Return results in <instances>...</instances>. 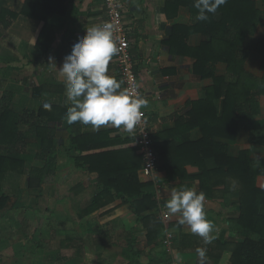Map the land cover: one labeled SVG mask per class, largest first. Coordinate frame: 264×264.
I'll use <instances>...</instances> for the list:
<instances>
[{
  "label": "crops",
  "instance_id": "0c3cea01",
  "mask_svg": "<svg viewBox=\"0 0 264 264\" xmlns=\"http://www.w3.org/2000/svg\"><path fill=\"white\" fill-rule=\"evenodd\" d=\"M166 2L122 0L124 22L131 39L130 49L147 102L142 109L148 116L152 138L160 153L159 168L153 178H146L143 159L138 169L139 179L150 182L144 191L154 192L157 206L146 214H156L155 219L162 222V227H158L153 221L144 226L118 197L89 211L94 197L100 192L99 174L75 165L68 155L71 139L77 132H103L110 137L124 139L123 147L131 149V153L141 158L134 133L128 134L114 127L93 131L90 126L79 125V122L70 127L66 121L45 124L51 115L60 117L51 109H45V103H49L51 108L70 106L64 103L65 88L58 69L64 57L70 54L72 46L85 34L86 28L107 19L103 0H59V11L47 23L43 19L21 14L25 0H0V13L6 10L19 14L8 28L0 20V102H9L24 118L40 124L36 128L30 123L20 127L26 138L21 148L26 159L25 172L21 176L9 175L4 180L3 190L10 196L0 210V220L16 219L18 222L24 217L34 219L35 215L42 214L48 218L46 225L34 228L32 233L36 244L47 253L40 264H171L176 256L180 257L182 264H199L197 248L206 249L205 264H231L230 252L220 242L244 240L237 222L241 181L230 174L224 177V182L215 178L214 185L212 181L208 183L207 190L213 193L211 196L205 194L206 219L214 226L211 243L205 244L201 237L190 231L188 225L179 223L180 214H169L165 207L174 192L193 189L200 193L201 169L188 162L190 150L182 167L186 176H169L163 166L171 162L169 155L175 149L202 140L204 132L199 124L216 118L211 117L210 111L217 117L223 115L224 97L226 93H234L232 89L239 78L237 74H230L227 64L222 61L207 64L213 66L212 75L201 77L196 74L195 52L204 41L201 33H192L185 44L177 46L172 52L167 44L170 28L177 22L194 25L196 19L189 7L183 5L175 19H170L164 9ZM9 19L7 16L6 20ZM260 41L264 42L263 25H258L255 33L248 35L244 42V47L250 52L238 74L243 73L246 81L261 80L264 76L262 57L255 51ZM50 58L55 64H49ZM108 75L122 81L116 55L109 62ZM245 87H249L250 91L255 89L246 83ZM121 91H124L123 84ZM236 93L237 90L234 95L237 97ZM208 99H212L209 104ZM255 100L252 106L258 109L253 117L257 127L251 122L249 127L239 126L235 134L233 127L224 124L219 127L220 133L215 135L220 143H228L227 154L230 157H238L242 151H247L252 160L264 159V93L256 95ZM196 108L198 111L194 113ZM40 112L45 116H39ZM38 127L41 128L40 134ZM48 127L53 131L57 155L45 181L31 187L30 172L46 163L37 155L41 150V135L44 139L51 135ZM232 129L235 139L229 141ZM180 155L184 160L185 156ZM191 155L195 157L192 152ZM206 167L213 170L217 164L209 160ZM257 183L260 187L264 185L263 175L258 177ZM35 205L43 207V210ZM56 206L58 217L52 224L51 212ZM155 225L158 228L156 233H150ZM15 231L21 232L20 229ZM167 232L175 235L171 250L163 243ZM54 244L58 247L51 248ZM54 252L60 253L62 259L52 258Z\"/></svg>",
  "mask_w": 264,
  "mask_h": 264
},
{
  "label": "trees",
  "instance_id": "16d2710c",
  "mask_svg": "<svg viewBox=\"0 0 264 264\" xmlns=\"http://www.w3.org/2000/svg\"><path fill=\"white\" fill-rule=\"evenodd\" d=\"M58 4L59 0H25L21 14L43 19L47 23L50 17L59 11ZM181 5L189 7L192 15L196 16L194 0H167L164 7L166 15L174 20ZM7 16H9V20H6ZM18 16V13L4 10L0 13V20L8 28ZM258 25L264 26V0H228L225 5L220 6L215 14H209L207 21L196 20L194 25L175 23L170 28L167 40V44L174 52L177 46L186 43L192 33H201L204 36V41L195 52L196 74L201 77H206L207 74L210 76L213 73V66L209 67L207 64L222 61L227 64L230 74H237L239 77L232 89L234 93H226L224 97L225 111L223 115L217 117L213 111H210L211 117L216 118H211L208 123L201 121L199 124L204 132L202 140L175 149L169 155L171 162L163 166L169 176L180 177L186 176L182 167L187 159L189 163L199 166L201 169L200 192L208 196L213 194L211 190H207L208 183L212 181L211 183L214 185L215 178L224 182V177L230 174L231 177L240 179L241 199L237 222L241 226L244 240L242 242L235 240L220 242L218 240L230 252L231 264H264V185L260 187L257 183L258 177L264 176V159L252 160L247 151H242L238 157H230L227 154L228 143H220L215 137L220 133L219 127L224 124L233 127L235 134L239 126L249 127L251 122V125L257 127L253 117L257 114L258 109L257 107L255 109L252 104L256 101V95L264 93V76L261 80L246 81L244 74H238V72L244 66L247 54L250 52L244 47L245 39L248 35L255 33ZM255 51L262 57L261 67L264 70L263 41L259 42ZM245 83L256 90L250 91L249 87H245ZM217 84L219 85V82ZM239 89H241V93H238ZM235 90H237V97L234 96ZM211 101L212 99H208L207 104ZM198 109L196 108L193 112H197ZM51 111L60 114V117L56 118L51 115L45 124L66 121L67 108L52 107ZM39 116H45V114L40 112ZM28 123L34 128L40 125L24 118L21 113L15 111L9 102H0V210L10 196L3 190L4 180L9 175L21 176L25 172L26 159L21 148L25 145L26 138L20 127ZM77 123L67 125L70 127ZM79 125L81 124L79 123ZM48 128L51 131L52 128ZM38 129L40 134L41 128L38 127ZM52 132L46 139L41 135V150L37 157L45 159L46 163L45 166L35 168L30 172L29 186L31 187L35 184L41 185L45 181L49 169L53 166L57 154ZM234 132L232 129L228 136L229 141L235 139ZM125 142L119 136L110 137L103 132H77L72 137L68 155L74 164L99 174L100 192L94 197L89 211L106 205L118 197L130 207L144 226L155 222L158 227H162V222L155 219V213L146 214L147 211L157 206V201L154 192L144 191L150 182H142L139 179L138 169L143 158L142 156L137 158L131 153V149H125L123 147ZM187 152L191 158L186 157ZM191 152L195 155L194 158ZM180 154L185 156V158L183 156L185 161L182 160ZM209 160H213L217 164L215 169H207L206 163ZM146 178L148 177L146 176ZM157 229L155 225L150 233L155 234ZM184 237L187 238V236ZM52 255L54 259H62L58 252H54Z\"/></svg>",
  "mask_w": 264,
  "mask_h": 264
},
{
  "label": "clouds",
  "instance_id": "9594fccd",
  "mask_svg": "<svg viewBox=\"0 0 264 264\" xmlns=\"http://www.w3.org/2000/svg\"><path fill=\"white\" fill-rule=\"evenodd\" d=\"M228 0H194L197 21L209 20V14H215ZM114 25L102 23L86 28L72 46L70 54L64 57L58 69L59 77L65 88V119L71 125L79 122L90 126L93 131L101 127H114L133 134L141 123L146 100L138 92L121 91L123 81L108 75V65L119 52L114 36ZM52 58L50 63L53 64ZM55 64V63H54ZM51 109L49 103L43 105ZM206 196L193 189L174 192L165 204L169 214H180L179 223L188 225L190 231L209 244L213 224L206 219ZM199 264H205L206 249L197 248ZM174 264H182L179 256L173 258Z\"/></svg>",
  "mask_w": 264,
  "mask_h": 264
},
{
  "label": "built area",
  "instance_id": "2783aa9c",
  "mask_svg": "<svg viewBox=\"0 0 264 264\" xmlns=\"http://www.w3.org/2000/svg\"><path fill=\"white\" fill-rule=\"evenodd\" d=\"M108 17L102 23H111L114 27V36L117 40L119 52L116 54L118 62L119 74L123 81L124 91L138 92L145 99L144 92L140 86L139 77L136 70V63L131 53V39L129 31L124 22V7L122 0H103ZM101 23V24H102ZM143 118L137 126L134 134L137 138V146L139 153L143 158V171L147 177L153 178L159 168V154L152 138V130L150 121L143 109ZM175 241V235L167 232L163 240L164 246L171 250ZM171 264H174L172 262Z\"/></svg>",
  "mask_w": 264,
  "mask_h": 264
},
{
  "label": "rangeland",
  "instance_id": "374dc122",
  "mask_svg": "<svg viewBox=\"0 0 264 264\" xmlns=\"http://www.w3.org/2000/svg\"><path fill=\"white\" fill-rule=\"evenodd\" d=\"M39 207V205H35ZM40 208V207H39ZM36 208L37 210L42 208ZM26 211V210H24ZM52 218L51 222L57 221L58 217V206L55 209H52ZM23 216L19 215L21 218ZM48 218L42 215H35V218H27L24 217L21 220H0V261L1 264L8 262V264H14L15 262H19V264H40L42 260H44L45 254L42 252L44 249L40 248L34 239L33 229L34 228H42V226L46 225ZM20 229L21 232H16L15 230ZM39 242L43 244V241L37 238ZM24 243V244H22ZM46 243V242H45ZM47 246V245H46ZM51 246V245H50ZM55 244L53 247L54 248ZM58 247V244L57 246ZM55 247V248H56ZM51 255V254H50Z\"/></svg>",
  "mask_w": 264,
  "mask_h": 264
}]
</instances>
